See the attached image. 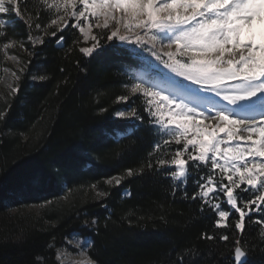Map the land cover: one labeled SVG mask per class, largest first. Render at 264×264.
Wrapping results in <instances>:
<instances>
[{
	"label": "trees",
	"instance_id": "trees-1",
	"mask_svg": "<svg viewBox=\"0 0 264 264\" xmlns=\"http://www.w3.org/2000/svg\"><path fill=\"white\" fill-rule=\"evenodd\" d=\"M20 7L24 20L32 23L33 37L43 35L36 23L43 29L55 18L54 9L38 0H22ZM10 16L15 24L0 37V45L9 38L22 40L27 51L12 47L23 71L19 91L1 109L7 115L0 120V264H58L57 250L75 233L90 237L88 253L96 264H176L179 254L188 260L189 250H195L196 264H232L238 213L220 196L214 202L230 211L229 227H214L217 213L208 205L202 211L199 197L190 198L199 190L194 180L179 184L156 163L183 145L153 151L162 134L144 110L140 94L127 105L116 100L128 93L125 85L135 82L134 71L152 67L149 56L117 39L108 41L106 35L101 47L87 56L80 51L83 36L70 20L56 37L46 35L43 44L33 46L25 23ZM54 30L47 28L49 33ZM61 35L64 42L57 44ZM6 66L0 51V81ZM133 100L142 119L114 115ZM129 130L131 134L118 138L119 132ZM141 167L142 174L125 177L119 186L105 183L126 169ZM36 173L46 175V182L34 185ZM93 184L110 195L95 197ZM33 205L42 206L40 212L26 211ZM260 208L264 210V204ZM250 215L253 220L264 218L261 211ZM260 228L245 217L240 238L247 264H264ZM202 233L216 238L202 239ZM224 234L228 241L219 239Z\"/></svg>",
	"mask_w": 264,
	"mask_h": 264
},
{
	"label": "snow or ice",
	"instance_id": "snow-or-ice-1",
	"mask_svg": "<svg viewBox=\"0 0 264 264\" xmlns=\"http://www.w3.org/2000/svg\"><path fill=\"white\" fill-rule=\"evenodd\" d=\"M21 2L0 0V37H6V29L15 24V21L5 19L9 13L25 23L27 38L33 46L43 44L46 35L56 37L57 32H63L68 28L69 20H73L72 27L78 29L84 41H93L91 47L80 48L85 55L91 56L101 47L100 39L105 35L108 41L118 39L142 49L151 44L152 47L146 50L171 72L227 102V105L216 108L214 114L206 115L183 98L171 93L166 95L163 90L157 91L143 83L125 85L128 93L116 98L117 102L127 105L131 97L140 94L138 99H143L144 110L163 134L155 142L153 151H165V147L173 143L183 145L182 149L176 148L168 159L158 157L156 163L174 180L183 183L192 178L199 190L190 198L196 200L199 197L203 202L202 211L203 206L208 205L217 213L214 227L227 229L230 211L223 210L220 202H214L219 200L218 190L224 194L226 204L238 213L234 228L239 235L233 241L230 259L232 264H247V252L240 238L245 231L246 216L250 222L261 226L260 242L264 243V218L253 220L250 215L253 211L264 214L260 208L264 204V120L236 116L235 112L255 110L254 98H264V0H38L46 9H54L51 15L55 18L50 19L43 29L40 23H36L35 28L43 33L36 37L31 35L32 23L24 20ZM36 19H39V13ZM53 25L55 30L49 33L47 28ZM94 28L101 30L100 36L93 33ZM63 42L64 36L61 35L56 43ZM158 44L169 49L163 54L167 59L155 50ZM17 45L27 51L24 41L10 38L0 45V51L7 59L16 60L15 56L8 55L7 50ZM12 75L19 79L16 73ZM38 78L46 79L45 76ZM9 87L13 93L19 91L18 86ZM186 87L191 90L190 86ZM135 105L136 100H133L126 109L117 110L114 115L140 120L142 117ZM259 108L264 115V99ZM6 115L7 110L0 112V120ZM148 167L151 168V164ZM143 171V167L139 170L129 168L124 175L107 178L105 183L119 186L125 177ZM201 172L204 175H199ZM225 179L227 183H224ZM46 180V175L41 173L31 178L37 186ZM91 187L96 188V185ZM98 195L104 197L110 193L100 191ZM185 196H188L187 192ZM252 205L256 208L253 209ZM201 238L212 240L216 237L202 233ZM219 239L228 241L229 236L224 234ZM77 247L82 258L67 264H96L79 242ZM70 255L66 249H58V264H66L64 258ZM185 255L179 254L176 264H189V261L196 264L195 250H189L187 261Z\"/></svg>",
	"mask_w": 264,
	"mask_h": 264
},
{
	"label": "rangeland",
	"instance_id": "rangeland-1",
	"mask_svg": "<svg viewBox=\"0 0 264 264\" xmlns=\"http://www.w3.org/2000/svg\"><path fill=\"white\" fill-rule=\"evenodd\" d=\"M5 19H11L10 13L5 17ZM70 21H73V20H70ZM53 27L55 28L54 25H53ZM97 30H100V29L94 28L93 33L96 34ZM92 43H93V41H91V40L85 42L83 39L81 48L82 47H91ZM121 43L128 46V47H131L132 49H135L136 51H139L140 53H142L144 55L149 56V59H150L151 64H152L151 65L152 67H149V68H150V70H152L154 72V74L152 76H154L156 78L151 80L150 79L151 74H149L147 71H140L135 76V82L134 83H143V84H145V86L153 87L157 91L163 90L166 95L171 93V94L177 96L178 98H183L186 103H189L190 105L196 107L199 111H204L206 115L214 114L216 108H219L223 105H227L226 101H222L221 99L220 100L216 99L215 93L204 91L202 88H200L199 85L192 84L191 81L185 80L183 77L176 75L175 73L171 72L170 69L166 68L164 66V64L161 63L160 60H157L155 56L151 55V53L146 50L147 48L152 47L151 44H146L145 48L142 49L139 45H136V44H130V43H125V42H121ZM11 50H12V48H9L7 50L8 55L9 56H15L16 60H11V59L6 58L7 66L4 69V76L0 81V112H1V109L3 108V106L8 105L10 100L17 93V92L13 93L9 86L11 85V87H17L19 79H20V75L22 73V71H20V69L22 68V61L20 60V57L16 54L12 53ZM155 50L159 51L164 59H167V56L163 55L164 53L169 51V49L167 47L162 48L161 45L158 44ZM172 51H175V49L173 48ZM157 62H160V64H158ZM156 64H158L159 67H157ZM160 70H162V73H158V71H160ZM13 72L16 73V75L19 77L18 80L13 77V75H12ZM164 77L169 79L172 83L168 82ZM186 86H190L191 90H189L188 87H186ZM259 100H261V99L255 100L256 105H257ZM142 101H143V99H142ZM229 107L235 108V106H231V105H229ZM237 112L238 111H236L235 114ZM118 118H120V117H118ZM124 119L129 120L132 118H124ZM257 120H264V115H263V117L258 118ZM205 123H209V122L206 121ZM211 123H214V122H211ZM185 158H187V157H185ZM176 181L179 184H182L181 181H179V180H176ZM224 183H227L226 179H225ZM99 192H100L99 189H96V188L94 189L95 197L102 198L101 196L98 195ZM216 195L219 198H221L220 196H224V194L222 192H220L219 190L217 191ZM41 207L42 206H40V205L29 206L26 209V211L38 213V212H40ZM78 242H79V245L82 248H85L86 252L88 253L89 248L92 245V240L90 239V237L83 236L80 233L73 234L69 239L66 240L65 245L62 246L60 249H62V248L66 249L69 253H71V255H77V254H79V250L77 249L78 248L77 247Z\"/></svg>",
	"mask_w": 264,
	"mask_h": 264
},
{
	"label": "bare ground",
	"instance_id": "bare-ground-1",
	"mask_svg": "<svg viewBox=\"0 0 264 264\" xmlns=\"http://www.w3.org/2000/svg\"><path fill=\"white\" fill-rule=\"evenodd\" d=\"M5 79V78H4ZM5 81V80H4ZM3 83V82H2ZM75 243V242H74ZM82 243V242H81ZM78 249V248H77ZM84 251L86 252V249L84 248ZM78 253V252H77ZM86 255L88 256V257H90L91 258V256L86 252ZM82 257H81V255L80 254H77V255H70V256H67V257H65L64 259H65V262H66V264H67V262L68 261H79L80 259H81ZM92 259V258H91ZM93 260V259H92Z\"/></svg>",
	"mask_w": 264,
	"mask_h": 264
},
{
	"label": "water",
	"instance_id": "water-1",
	"mask_svg": "<svg viewBox=\"0 0 264 264\" xmlns=\"http://www.w3.org/2000/svg\"><path fill=\"white\" fill-rule=\"evenodd\" d=\"M247 260H248V256H247Z\"/></svg>",
	"mask_w": 264,
	"mask_h": 264
}]
</instances>
